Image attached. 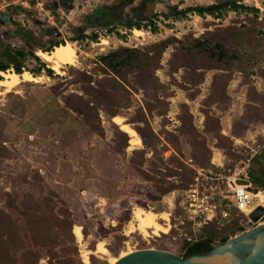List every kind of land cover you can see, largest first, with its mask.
Listing matches in <instances>:
<instances>
[{
  "label": "rangeland",
  "instance_id": "374dc122",
  "mask_svg": "<svg viewBox=\"0 0 264 264\" xmlns=\"http://www.w3.org/2000/svg\"><path fill=\"white\" fill-rule=\"evenodd\" d=\"M58 1L39 9L0 0V13L11 8L14 26L39 42L33 53L68 41L78 56L76 67L56 75L34 55L20 73L34 72L40 83L0 97V264H83L82 252L89 264H110L143 249L183 258L188 242L211 235L221 244L247 230L249 210L245 217L230 207L222 219L220 200L200 228L188 224L180 203L191 184L189 160L225 177L253 156L250 194L264 205L256 192L264 189V0H239L247 10L217 17L173 11L228 0H77L69 12L52 10ZM121 1L129 5L118 16L139 19V28L111 18L118 31L88 28L76 37L93 10ZM114 53L124 62L117 68L102 61ZM222 182L212 185L224 191ZM137 209L167 214L168 233L127 234Z\"/></svg>",
  "mask_w": 264,
  "mask_h": 264
},
{
  "label": "built area",
  "instance_id": "2783aa9c",
  "mask_svg": "<svg viewBox=\"0 0 264 264\" xmlns=\"http://www.w3.org/2000/svg\"><path fill=\"white\" fill-rule=\"evenodd\" d=\"M27 4L34 2V7L42 9L43 0H22ZM23 4V5H24ZM26 6H24L26 8ZM253 156L244 163L240 162L238 166L229 171V176H216L210 170L196 169L188 161V167L193 171V183L185 191V199L180 203V207L186 215L188 224L197 227L211 222L217 213L218 202L222 204L223 208L220 210L219 217L224 219L228 216L227 209L235 208L238 212L245 215V211L252 212L259 205V200L255 196L250 195L253 188L249 181L248 169ZM225 182V190L220 187L212 185L213 182ZM240 183V184H239ZM259 193L264 192L256 191ZM227 193V194H224ZM252 201L258 202V205L252 206ZM246 217V215H245ZM189 241V240H187Z\"/></svg>",
  "mask_w": 264,
  "mask_h": 264
},
{
  "label": "bare ground",
  "instance_id": "6f19581e",
  "mask_svg": "<svg viewBox=\"0 0 264 264\" xmlns=\"http://www.w3.org/2000/svg\"><path fill=\"white\" fill-rule=\"evenodd\" d=\"M134 37H141L143 36V32L138 29H134L132 31ZM102 45H106V41H102ZM35 56L39 58L43 63L47 65V67L53 71L56 75H62L61 70L66 67H76L77 65V50L72 42L65 41V43L60 44L52 48L50 52H44L41 50H37L35 52ZM42 80L39 76H34L29 72H23L17 74L15 72L7 71V72H0V97L10 94L17 87L21 84H39ZM113 122L117 126H121V130L128 136L130 139L131 145H139L140 140L137 136L136 132L132 130L128 125L124 124L120 117H115ZM251 195V194H250ZM256 196L259 200L263 201L259 195ZM261 206V205H259ZM250 215V214H249ZM248 215V216H249ZM133 219L135 225L131 226L127 234H132L133 232L137 231L142 234L144 237H149L152 235L153 237H159L160 234L166 235L168 233V215L165 213H161L160 216L151 212V211H144L142 209H137L133 212ZM158 220L166 222V225L163 226L158 223ZM133 221V220H132ZM250 221V220H249ZM260 222V221H259ZM257 223L255 226H262L264 225V221L261 223ZM73 235L76 239V242L79 243L82 240V233L80 232L79 227L73 228ZM235 237V236H234ZM96 252H101V254H106V249L102 248L101 244L96 246ZM82 263L89 264L87 254L81 253ZM110 261V260H109ZM112 261V260H111ZM229 261V257L225 256H215L213 258V262H225ZM116 261H112L110 264H114Z\"/></svg>",
  "mask_w": 264,
  "mask_h": 264
},
{
  "label": "water",
  "instance_id": "95a60500",
  "mask_svg": "<svg viewBox=\"0 0 264 264\" xmlns=\"http://www.w3.org/2000/svg\"><path fill=\"white\" fill-rule=\"evenodd\" d=\"M71 3L72 0H59L53 3L52 10L62 8L69 12L74 9ZM263 217L264 207H257L248 216L247 230L238 228L235 237L212 245L206 254L182 258L167 251L143 249L119 258L114 264H264V225L252 227ZM217 255L227 256L229 261L213 262Z\"/></svg>",
  "mask_w": 264,
  "mask_h": 264
},
{
  "label": "flooded vegetation",
  "instance_id": "af4514ba",
  "mask_svg": "<svg viewBox=\"0 0 264 264\" xmlns=\"http://www.w3.org/2000/svg\"><path fill=\"white\" fill-rule=\"evenodd\" d=\"M77 0H72L71 5L74 6V2ZM81 2H84L86 0H79ZM157 2H164L166 0H155ZM21 4L20 6H22ZM129 5V4H128ZM127 3L118 2L117 4H111L109 6H99L95 10L92 11V13L84 18L83 26L80 29H77V35L76 37L81 36L79 32H85L86 29L92 28V29H104V31H110L112 30V25H109L108 21L110 19L113 24L120 22L125 27L129 24H138L140 22L139 19L131 18L128 19L127 17L122 19L118 16L119 13H121L126 6H128ZM14 9L16 7L15 4H13ZM75 8V7H74ZM62 9V8H59ZM24 13H20L21 16H25V14H29V12L26 11V8L23 6ZM72 11V10H71ZM15 20L13 17V14L10 10L8 12H2L0 13V72H7L9 70H13L16 66L20 68V70H23V65L26 61L30 59H37L35 58V53L31 51L30 49L37 45L39 42L35 40L34 38H31V35L29 32H26L22 30L21 28H16L14 26ZM112 31H118V30H112ZM97 32L95 31L93 34H91V37L95 36ZM50 38L54 37V33L52 31L49 32L48 36ZM56 37H59L58 35ZM17 41L18 44L16 45L14 42ZM53 43V42H51ZM45 49L42 45L39 46V50ZM4 68L3 70H1ZM264 207V205L262 206Z\"/></svg>",
  "mask_w": 264,
  "mask_h": 264
},
{
  "label": "trees",
  "instance_id": "16d2710c",
  "mask_svg": "<svg viewBox=\"0 0 264 264\" xmlns=\"http://www.w3.org/2000/svg\"><path fill=\"white\" fill-rule=\"evenodd\" d=\"M239 3H240L239 0H228V1H225L222 3L210 5L207 7L188 8L187 10L181 11V12H176L174 10L173 14L181 16V15H185L187 12H190V13H194L198 16H206L207 15L210 17H217V16H219V14L222 11H225L227 9H230L231 11L247 10L248 9ZM251 10L254 12L256 11L253 9H251ZM126 27H128L129 29L131 27L139 28V25L138 24H136V25L129 24V25H126ZM77 38H79V37H77ZM60 44H62V43L54 42L51 44V47L53 48V47L58 46ZM41 50L44 52H50L51 51V50L47 51L45 49H41ZM102 61L103 62L109 61V63H110L109 65H111L113 68L120 67L124 63V62L118 60V54H116V53L102 58ZM3 69L4 68H2L1 70H3ZM20 71L21 70L18 66H16L14 68L15 73L20 74ZM46 73L48 74V76L52 75L49 70H46ZM33 74H34V72L32 73V75ZM248 175H249V179L250 178L252 179L250 167L248 169ZM192 182H193V174L191 175L190 183L192 184ZM263 185H264V183H263ZM226 241H227V238H223L220 240L221 243H224ZM213 242H214V237L209 235V236H206L204 238H200L199 240L193 241L192 243H189V242H188V244L186 243L187 246L185 247V254H184L183 258H187V257H189L191 255H195V254H206V253L210 252L212 250Z\"/></svg>",
  "mask_w": 264,
  "mask_h": 264
}]
</instances>
